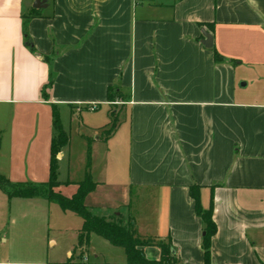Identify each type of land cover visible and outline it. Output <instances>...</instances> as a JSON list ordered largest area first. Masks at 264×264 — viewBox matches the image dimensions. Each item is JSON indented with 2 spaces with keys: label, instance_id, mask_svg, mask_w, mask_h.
<instances>
[{
  "label": "crops",
  "instance_id": "0c3cea01",
  "mask_svg": "<svg viewBox=\"0 0 264 264\" xmlns=\"http://www.w3.org/2000/svg\"><path fill=\"white\" fill-rule=\"evenodd\" d=\"M40 1L0 0V176L48 183L54 106L66 134L76 122L55 192L77 188L72 155L89 143L92 215L133 222L140 240L170 244L175 264H205L189 195L197 186L201 208L213 202L209 264H264V0ZM110 87L125 112L105 138ZM82 225L42 196L0 189V264H126L123 249L97 235L79 247ZM143 251L160 259L156 246Z\"/></svg>",
  "mask_w": 264,
  "mask_h": 264
},
{
  "label": "trees",
  "instance_id": "16d2710c",
  "mask_svg": "<svg viewBox=\"0 0 264 264\" xmlns=\"http://www.w3.org/2000/svg\"><path fill=\"white\" fill-rule=\"evenodd\" d=\"M201 27L207 28L211 33L213 32V25L201 24ZM23 38L24 44L29 50L34 53L32 42L29 38L26 28V22L23 23ZM214 59L216 62H221V58L214 52ZM52 84L49 81L47 88ZM46 100L47 95L42 94ZM126 99L121 91L116 87H110L107 90V102L110 104L116 101H123ZM97 107H94V110ZM110 120V133L112 134L117 128L116 116L109 110ZM52 126L55 136L51 141L50 146V162H49V180L45 185L34 184H18L12 185L3 176H0V189L3 190L9 198H33L42 196L47 201L57 204L64 212H71L77 215L83 221L81 232L78 236V246L85 247L88 244L90 234L97 235L107 241L111 246L123 249L126 256V264H175V250L170 244L156 243L152 240H140L135 235L134 224L128 221L125 225L119 219L106 221L102 217L94 216L90 213L85 206L86 197L95 190L96 184L92 181L90 174V149L88 146L87 160L84 178L81 182L75 184L76 192L70 197H64L60 193L54 191L55 188L60 186L57 182L58 163L57 156L60 149L65 147L68 143V136L63 130L59 120L57 109L52 106ZM110 134V135H111ZM109 135V136H110ZM107 136V137H109ZM105 137V138H107ZM65 186L69 183H65ZM46 190V191H43ZM199 188L192 186L189 188V195L194 202L195 214L201 219L203 223V236L201 247L203 250L204 263L209 264L210 259V241L216 232V226L212 221L213 202L211 201L209 209L203 210L199 202ZM150 246H156L160 250V259L158 261H149L144 255L143 249Z\"/></svg>",
  "mask_w": 264,
  "mask_h": 264
},
{
  "label": "rangeland",
  "instance_id": "374dc122",
  "mask_svg": "<svg viewBox=\"0 0 264 264\" xmlns=\"http://www.w3.org/2000/svg\"><path fill=\"white\" fill-rule=\"evenodd\" d=\"M109 108H110V112L113 114V116H116V125H118L119 120H120L119 114H122V113L124 114V112H125V109H124L125 106L123 105L122 102H117L115 104L113 103V104L109 105ZM60 117L61 116H59V120L61 122V118ZM65 119H66L65 120V123H67L66 125L68 126L69 123H70L69 122V116H67V118L65 117ZM110 120H112V119H110ZM75 124H76V122H74V121L71 123V133H70V135L67 134V136L69 135L68 136V141H69V138H71L73 141L76 139V127H75ZM109 130H110V125H108L106 127V129L103 130L102 136L103 137L109 136L111 134ZM88 146H90L89 143H87V149H86V153L85 154H82V153L80 154L79 148H75L74 149L75 152L72 155V160H71V168H72V171L70 173V179H71V181L76 182V184L79 183V182H81L83 180L82 178H80V177H82V173H81V166H82L81 159L85 160V167H86ZM89 149H90V147H89ZM90 165H91V150H90ZM84 173H85V170H84ZM61 179L62 180L66 179L65 174H63V173L61 174ZM77 179H79V180H77ZM69 185H70V183H69ZM43 191H46V190H43ZM74 191L76 192V189L75 190L69 189L68 191L64 192V194L63 193H60V194L63 195L64 197L70 198L75 193ZM135 193L136 192L134 191L133 192V195H135ZM131 205L132 204L130 203V205H129L128 208H131ZM4 211H5V209H4ZM112 216L113 215H111V217ZM72 218H74V217H72ZM75 218L72 219L73 221L70 220V222H75ZM123 220H124L123 223H127L126 222V219H123ZM54 221L58 222L57 220H54ZM61 222H63V221H61ZM142 241H145V240H142ZM95 248H96V252L101 253L106 261H111V259H113V258H110L109 254L103 248H101L100 246L97 245V246H95ZM115 255H117V253L116 254L113 253V256H115ZM90 258H91V255H90L89 259Z\"/></svg>",
  "mask_w": 264,
  "mask_h": 264
},
{
  "label": "water",
  "instance_id": "95a60500",
  "mask_svg": "<svg viewBox=\"0 0 264 264\" xmlns=\"http://www.w3.org/2000/svg\"><path fill=\"white\" fill-rule=\"evenodd\" d=\"M42 5V1L40 0H35L34 4H33V8L34 9H39ZM202 36L204 38V41H203V45L206 47V48H211L212 46V37L209 33L205 32V31H202Z\"/></svg>",
  "mask_w": 264,
  "mask_h": 264
},
{
  "label": "built area",
  "instance_id": "2783aa9c",
  "mask_svg": "<svg viewBox=\"0 0 264 264\" xmlns=\"http://www.w3.org/2000/svg\"><path fill=\"white\" fill-rule=\"evenodd\" d=\"M90 110L93 111L94 110V107H91Z\"/></svg>",
  "mask_w": 264,
  "mask_h": 264
}]
</instances>
